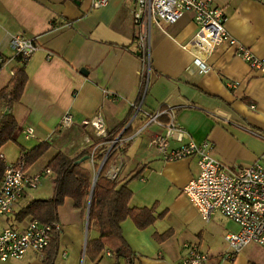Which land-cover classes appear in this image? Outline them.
Listing matches in <instances>:
<instances>
[{
  "label": "crops",
  "instance_id": "crops-1",
  "mask_svg": "<svg viewBox=\"0 0 264 264\" xmlns=\"http://www.w3.org/2000/svg\"><path fill=\"white\" fill-rule=\"evenodd\" d=\"M211 2L223 9L226 31L254 55L264 56V0ZM134 3L106 0L93 7L90 0H0V53L10 57L0 67V89L8 83L9 71L21 66L8 44L10 35L19 33L36 47L24 63L25 83L11 108L17 133L0 146V157L5 164L14 163L19 152L45 141L47 149L26 168L33 173L47 167L57 152L76 155L99 139L87 123L98 112L108 135L122 124L113 139L120 133L124 140L113 147L108 167L115 166L114 177L127 182L128 206L152 208L154 220L144 228L136 227L129 216L120 222L121 235L138 260L177 264L185 251L183 243L193 242L208 254L205 264H217L227 249L224 233L235 231L237 225L218 212L208 221L199 216L182 192L198 172L196 159L163 160L150 142L159 131L156 125L125 140L146 117L138 112L131 119V106L141 100V108L149 113L171 107L191 139L209 140L213 156L230 168L255 161L264 165V76L224 42L206 57L210 69L198 72L192 65L198 51L187 46L197 30L191 12L174 22L151 23L147 72L134 41ZM5 112L0 102V115ZM66 112L73 123L61 127L59 121ZM26 126L33 127L30 138L22 134ZM52 175L43 176L35 187L42 185L44 191L29 199L25 191L1 224L22 228L32 216L18 218L16 212L31 199L51 196ZM56 213L60 229L51 233L57 237L53 264H124L107 247L94 261L84 254L87 240L98 236L94 226L87 234L86 206H75L67 196ZM164 232H168L165 238L155 237ZM46 252L45 248L28 250L0 264H42ZM224 264H264V248L249 245Z\"/></svg>",
  "mask_w": 264,
  "mask_h": 264
},
{
  "label": "built area",
  "instance_id": "built-area-1",
  "mask_svg": "<svg viewBox=\"0 0 264 264\" xmlns=\"http://www.w3.org/2000/svg\"><path fill=\"white\" fill-rule=\"evenodd\" d=\"M106 0H90L93 7L105 4ZM185 12H191L197 30L187 46L198 53L192 58V65L198 72H206L210 66L206 57L215 46L226 43L232 46L236 55L243 59L248 66L264 76V56H256L251 50L235 40L224 27L223 9L214 5L211 0H135L132 11V24L134 28V41L141 54L143 68H149V40L151 23L157 20L174 22ZM8 44L14 55L18 56V63L23 64L35 50L33 42L13 33ZM8 60L9 56L0 53V67ZM10 75L14 70L11 69ZM134 110L131 119L138 112H143L146 117L138 129L128 135L125 140L132 139L141 131L151 125H156L159 131L154 133L150 142L155 150L165 161L180 158L195 157L198 172L189 178L182 187L191 205L199 216L208 221L212 214L218 212L237 225L235 231H226L223 235L227 243L218 258L217 264L233 261L238 253L245 247L255 244L264 248V165L259 162L236 163L233 168L223 164L212 154V144L204 139L195 142L188 132L175 118L174 110L165 106L158 108L153 113L141 108V100L131 106ZM166 116L165 121L160 117ZM73 119L69 113H64L59 121V126L72 125ZM87 123L92 127L93 134L104 138L106 133L105 121L100 113L91 116ZM25 138L33 136V127L26 126L22 130ZM124 140L119 133L105 151L103 159L108 155L111 146ZM23 151L19 152L14 163L5 164L0 175V260L21 257L26 251H41L49 243L52 232L60 229V224L42 222L30 217L22 228L13 226L12 223L1 224L3 217L11 215L17 207V202L25 190L35 188L45 175L51 174L48 167L30 173L24 167ZM92 158V152L89 154ZM110 169V168H109ZM108 169V170H109ZM113 178L116 169L108 172ZM184 253L177 264H205L208 254L201 250L196 243H183Z\"/></svg>",
  "mask_w": 264,
  "mask_h": 264
},
{
  "label": "trees",
  "instance_id": "trees-1",
  "mask_svg": "<svg viewBox=\"0 0 264 264\" xmlns=\"http://www.w3.org/2000/svg\"><path fill=\"white\" fill-rule=\"evenodd\" d=\"M18 58V56H16ZM24 63L14 69L8 83L0 89V102H4L6 112L0 115V146L8 140H14L17 133V123L12 114V104L19 99L26 75ZM122 124L114 129V132L104 138L95 140L90 145L82 149L78 154L68 156L62 152H57L48 162L53 181V190L47 199H31L16 212L18 218L30 215L42 222H52L56 220V208L61 205L65 197H70L75 206L83 207L89 194L92 174L89 168L83 165L84 161L75 162L80 156L92 152L93 167L96 168L97 161L103 158V149L106 141L114 138ZM127 130V129H126ZM125 129L123 131H126ZM116 144V143H114ZM48 143L45 141L23 151L24 167L35 161L43 153ZM115 150L110 149L103 161L100 171L95 179L88 210L87 227L94 226L98 232L96 238H90L85 245L84 254L94 261L99 253L107 247L115 258L121 257L124 264H142L128 243L121 235L120 222L129 216L136 227L144 228L154 220L151 215L152 208H134L128 206L131 190L127 187V182L120 183L115 177L109 178L104 175L106 168L114 157ZM5 167L3 159L0 157V175ZM135 173L133 175L136 176ZM168 232L155 235L165 238ZM49 243L44 247L47 252L42 264H53L52 258L56 248V233L52 234Z\"/></svg>",
  "mask_w": 264,
  "mask_h": 264
},
{
  "label": "rangeland",
  "instance_id": "rangeland-1",
  "mask_svg": "<svg viewBox=\"0 0 264 264\" xmlns=\"http://www.w3.org/2000/svg\"><path fill=\"white\" fill-rule=\"evenodd\" d=\"M110 144H111V142H109V143L107 144L105 150H104L103 153H102L103 155L105 154V151L107 150V148H110ZM115 145H116V144H113V145L111 146V148H113ZM116 149H117V148H116ZM101 160H102V158H101L100 160L97 161V166L100 164ZM92 162H93V159H92L91 157H89L86 161L83 162V165L90 169L91 174H92V177H93L94 174H95V171H96L97 166H96V168H94ZM108 168H109V167L106 168V170H105V172H104V175L107 174V169H108ZM107 177H109V176L107 175ZM110 178H111V177H110ZM50 181H51V180H50ZM44 189H45L44 186L39 185V186H38L37 188H35V189H27V190H25V191L27 192V193H26V194H27V199L32 198L33 195H34L35 193H38V192L41 191V190L44 191ZM27 199H26L25 201L23 200V202H26ZM85 206H86V200H85V203H84V207H85ZM87 223H88V220H87ZM87 231H88L87 234H90L91 227H89V229H88Z\"/></svg>",
  "mask_w": 264,
  "mask_h": 264
},
{
  "label": "water",
  "instance_id": "water-1",
  "mask_svg": "<svg viewBox=\"0 0 264 264\" xmlns=\"http://www.w3.org/2000/svg\"><path fill=\"white\" fill-rule=\"evenodd\" d=\"M89 158V155L88 154H84L82 155L81 157H79L77 160H75V162H80V161H83V160H86ZM103 161L104 159L102 158L100 164L97 166L96 168V171H95V174L94 176L92 177V182H91V186H90V190H89V194L87 196V204H86V226H87V220H88V210H89V202H90V198H91V191H92V188H93V185H94V182H95V179L100 171V168L103 164Z\"/></svg>",
  "mask_w": 264,
  "mask_h": 264
},
{
  "label": "bare ground",
  "instance_id": "bare-ground-1",
  "mask_svg": "<svg viewBox=\"0 0 264 264\" xmlns=\"http://www.w3.org/2000/svg\"><path fill=\"white\" fill-rule=\"evenodd\" d=\"M115 168H116L115 166H111L110 169L108 170V172H109V173H110V172H113V171L115 170Z\"/></svg>",
  "mask_w": 264,
  "mask_h": 264
}]
</instances>
